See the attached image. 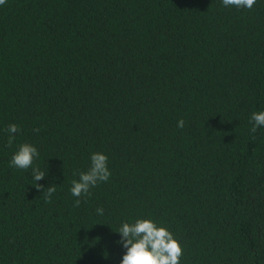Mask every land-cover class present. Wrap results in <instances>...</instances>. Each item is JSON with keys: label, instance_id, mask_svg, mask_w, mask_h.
<instances>
[{"label": "trees", "instance_id": "trees-1", "mask_svg": "<svg viewBox=\"0 0 264 264\" xmlns=\"http://www.w3.org/2000/svg\"><path fill=\"white\" fill-rule=\"evenodd\" d=\"M264 0H171V233L180 264H264ZM183 119V128L177 122ZM10 124L19 126L11 147ZM40 129L35 132L34 129ZM56 187L10 166L22 143ZM111 176L71 194L92 153ZM102 207L103 215L96 209ZM169 230V0L0 5V264H120L122 223Z\"/></svg>", "mask_w": 264, "mask_h": 264}, {"label": "clouds", "instance_id": "clouds-1", "mask_svg": "<svg viewBox=\"0 0 264 264\" xmlns=\"http://www.w3.org/2000/svg\"><path fill=\"white\" fill-rule=\"evenodd\" d=\"M257 0H222L224 7H235L237 9L251 10ZM6 0H0V5ZM252 124L250 132L255 134L258 127H264V111L253 112L250 117ZM184 120L177 122V127H184ZM6 131L9 133L7 146L11 147L15 140V134L20 131L16 124H10ZM39 132L40 129H34ZM39 153L35 146L30 143H22L13 154L10 166L18 169L27 170L32 168V178L35 188L44 192L45 202H51V197L56 191L54 185L44 188L43 185L36 183L46 177V171L39 167H33V162L38 158ZM74 176L78 179L72 181L71 194L76 197L74 207H79L81 198L90 197L91 189L98 186L101 182H107L111 176L108 168V157L100 152L92 153L90 156V167L87 171H75ZM98 215H103L102 207L96 209ZM120 234L118 241L126 252L123 254L120 264H180V257L183 254L182 247L173 234L163 226H159L152 219H136L134 223H122L116 231Z\"/></svg>", "mask_w": 264, "mask_h": 264}]
</instances>
